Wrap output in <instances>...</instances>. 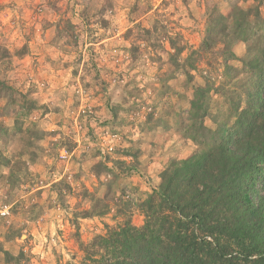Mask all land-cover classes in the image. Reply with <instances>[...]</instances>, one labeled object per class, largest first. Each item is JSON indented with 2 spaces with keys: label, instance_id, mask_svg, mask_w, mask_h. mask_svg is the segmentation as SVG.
Instances as JSON below:
<instances>
[{
  "label": "rangeland",
  "instance_id": "obj_1",
  "mask_svg": "<svg viewBox=\"0 0 264 264\" xmlns=\"http://www.w3.org/2000/svg\"><path fill=\"white\" fill-rule=\"evenodd\" d=\"M218 13L240 28L209 44ZM263 57L264 0H0V264L142 226L161 174L237 131Z\"/></svg>",
  "mask_w": 264,
  "mask_h": 264
},
{
  "label": "trees",
  "instance_id": "obj_2",
  "mask_svg": "<svg viewBox=\"0 0 264 264\" xmlns=\"http://www.w3.org/2000/svg\"><path fill=\"white\" fill-rule=\"evenodd\" d=\"M213 17L205 42L233 41L239 20ZM252 67L258 84L238 132L163 172L143 225L108 228L83 247L84 264H264V57Z\"/></svg>",
  "mask_w": 264,
  "mask_h": 264
},
{
  "label": "built area",
  "instance_id": "obj_3",
  "mask_svg": "<svg viewBox=\"0 0 264 264\" xmlns=\"http://www.w3.org/2000/svg\"><path fill=\"white\" fill-rule=\"evenodd\" d=\"M0 215H1V216H5V215H6V211L1 210V211H0Z\"/></svg>",
  "mask_w": 264,
  "mask_h": 264
},
{
  "label": "crops",
  "instance_id": "obj_4",
  "mask_svg": "<svg viewBox=\"0 0 264 264\" xmlns=\"http://www.w3.org/2000/svg\"><path fill=\"white\" fill-rule=\"evenodd\" d=\"M149 163H146V165H148ZM150 168V167H149Z\"/></svg>",
  "mask_w": 264,
  "mask_h": 264
}]
</instances>
